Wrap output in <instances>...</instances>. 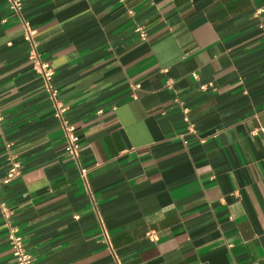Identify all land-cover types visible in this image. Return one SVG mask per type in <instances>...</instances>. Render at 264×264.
Listing matches in <instances>:
<instances>
[{"label":"crops","instance_id":"crops-1","mask_svg":"<svg viewBox=\"0 0 264 264\" xmlns=\"http://www.w3.org/2000/svg\"><path fill=\"white\" fill-rule=\"evenodd\" d=\"M20 3L0 0V264L8 227L34 264H264V0Z\"/></svg>","mask_w":264,"mask_h":264},{"label":"built area","instance_id":"built-area-1","mask_svg":"<svg viewBox=\"0 0 264 264\" xmlns=\"http://www.w3.org/2000/svg\"><path fill=\"white\" fill-rule=\"evenodd\" d=\"M10 9L13 12L19 14L21 11L20 0H10ZM261 12L262 10H258L257 15H259ZM262 27H264V24H262ZM135 33L140 40L146 39V32L141 27H137L135 29ZM32 61H33V68L35 72L41 77L45 91L54 105L55 108L54 117L59 121L62 131L64 133V151L68 153L75 162L78 163L79 153H80L79 138L77 137L74 127H72L64 119L63 114L65 112V109L62 107L60 103L57 102V91L52 85L53 69L50 67L48 63L40 60L39 55L36 53V51H34V54L32 56ZM138 87H139L138 85H135V88ZM209 88L213 89L211 84L199 85V89L201 91H206ZM189 129L190 131H192L191 127H189ZM85 172L86 170L80 167V174L82 177H84ZM19 175H20V165L18 162L12 161L11 166L6 172L5 176L0 179V186L9 184ZM7 238L15 264H34L33 256L28 252L23 239L16 233V230L14 228L8 227Z\"/></svg>","mask_w":264,"mask_h":264}]
</instances>
